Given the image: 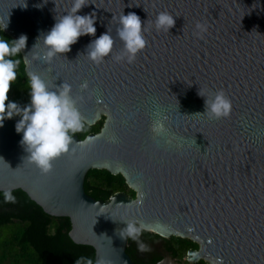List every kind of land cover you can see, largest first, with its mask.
I'll list each match as a JSON object with an SVG mask.
<instances>
[{"label":"water","instance_id":"1","mask_svg":"<svg viewBox=\"0 0 264 264\" xmlns=\"http://www.w3.org/2000/svg\"><path fill=\"white\" fill-rule=\"evenodd\" d=\"M71 6L72 0H0V29L6 24L12 40L27 36L20 53L25 75L70 84L73 96H83L77 106L86 125L102 115L101 124L82 138L74 134L69 152L45 174L27 159L15 130L20 117L5 118L0 189L18 187L45 211L66 215L68 236L93 246V264H134L125 251L129 221L143 226L139 242L150 248L141 252L129 238L140 264H181L171 259L168 234L197 243L187 261L264 264V0H89L77 14H95V36L79 37L50 63L34 58L43 51L39 38ZM165 10L175 25L157 31L153 22ZM121 12L136 13L148 29L132 63L114 59L122 49ZM198 21L207 25L203 38L194 34ZM108 30L113 53L94 63L87 45ZM221 89L231 114L210 119L199 92ZM155 114L166 118L168 135L151 131ZM89 167L120 172L134 193H85Z\"/></svg>","mask_w":264,"mask_h":264},{"label":"clouds","instance_id":"2","mask_svg":"<svg viewBox=\"0 0 264 264\" xmlns=\"http://www.w3.org/2000/svg\"><path fill=\"white\" fill-rule=\"evenodd\" d=\"M89 0H72L71 8L59 18L51 29L43 34L42 52H36L34 58L41 59L45 63H50L59 54L67 53L71 50V45L75 44L79 37L83 35L95 36V14H77L79 10L88 5ZM116 36L122 42V49L114 56L117 61L126 60L132 63L138 53L147 45L145 32L148 29L142 24L141 18L134 12L121 14L116 18ZM154 27L157 31L169 32L175 25L173 15L169 12L161 11L157 13L154 20ZM6 27L4 24L3 29ZM195 28L203 38V33L207 31V25L196 22ZM27 44V36L21 34L14 40L0 38V125L5 118L19 116L20 119L15 125L17 133H22L21 145L29 154L27 159L34 163L42 173H48L52 168V161L62 154L68 153L73 144V135L85 130L86 120L82 116L78 103L83 100V96H73L70 84L63 82L59 86L50 85L48 81L38 73L28 72V87L30 103L21 107L17 102L8 100V93L11 84L17 80V69L21 63L17 57ZM115 40L108 30L99 37L91 40L87 45V57L94 63H101L113 53ZM37 45H33V48ZM80 88L88 89L87 81H84ZM204 113L210 119H221L230 116L232 111L231 100L224 91L217 90L210 96H205ZM7 102V103H6ZM165 117L155 114L151 123V131L156 136L168 135L165 126ZM115 140V137H113ZM5 203H15L16 197L11 189L4 191ZM143 226L137 225L135 221L126 223L123 232L127 238L138 242V249L141 252L149 251L150 248L139 242ZM75 264H93L91 258L80 257ZM95 264H106L105 260L98 258Z\"/></svg>","mask_w":264,"mask_h":264},{"label":"trees","instance_id":"3","mask_svg":"<svg viewBox=\"0 0 264 264\" xmlns=\"http://www.w3.org/2000/svg\"><path fill=\"white\" fill-rule=\"evenodd\" d=\"M0 38L12 40L2 29ZM13 59H19L21 63L17 69V80L11 84L8 100L23 107L30 103L28 76L23 73L20 54ZM100 124L95 121L85 125V130L75 135L82 138L90 131H97ZM83 189L93 197L104 198L115 189L125 191L127 186L120 172L89 167L83 178ZM11 190L16 197L15 203H5V190L0 189V264H75L80 257L93 261V246L74 242L68 236L70 223L66 215L45 211L18 187ZM129 190L128 194L132 195L133 190ZM171 238L184 240L177 235H171ZM185 242L178 247L179 253H183L187 246ZM127 247L133 250L129 238L126 239L125 251L132 259V252Z\"/></svg>","mask_w":264,"mask_h":264},{"label":"flooded vegetation","instance_id":"4","mask_svg":"<svg viewBox=\"0 0 264 264\" xmlns=\"http://www.w3.org/2000/svg\"><path fill=\"white\" fill-rule=\"evenodd\" d=\"M171 235H176V234H168V235H164L168 241V243L171 245L172 251L173 253L171 254V259L174 261H178L181 264H184V262H189V264H203V260L201 259H195L194 261H187L185 260V254L187 252V250L189 248L191 249H195L197 247V243L187 237H183L180 235V238L184 239V240H177L176 238H171ZM184 241H186L185 243L187 244V246L184 248L183 253H179L178 251V247L180 248V244L183 243ZM131 257H133L131 260L132 261H137V263L140 264V262L138 261V259L131 253ZM130 258V257H129ZM134 264H137L135 262H133Z\"/></svg>","mask_w":264,"mask_h":264},{"label":"rangeland","instance_id":"5","mask_svg":"<svg viewBox=\"0 0 264 264\" xmlns=\"http://www.w3.org/2000/svg\"><path fill=\"white\" fill-rule=\"evenodd\" d=\"M102 117H103V116L101 115L100 118L97 119L96 121L101 123ZM129 189H130V188L127 187V189L125 190V192H126L127 194L130 192ZM197 259H199V258H197ZM184 264H189V262H184Z\"/></svg>","mask_w":264,"mask_h":264}]
</instances>
